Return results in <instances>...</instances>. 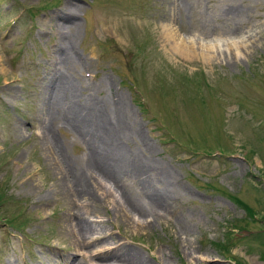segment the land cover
I'll use <instances>...</instances> for the list:
<instances>
[{
  "label": "rangeland",
  "instance_id": "rangeland-1",
  "mask_svg": "<svg viewBox=\"0 0 264 264\" xmlns=\"http://www.w3.org/2000/svg\"><path fill=\"white\" fill-rule=\"evenodd\" d=\"M65 80L81 109L54 114L46 92ZM88 100L105 105L90 117ZM88 123L110 155L125 129V151L168 196L163 221L132 219L139 201L160 206L134 169L75 201L66 182L84 167ZM0 201V264L128 250L195 264L188 246L198 264H264V0H0ZM72 213L98 227L80 250Z\"/></svg>",
  "mask_w": 264,
  "mask_h": 264
},
{
  "label": "bare ground",
  "instance_id": "bare-ground-1",
  "mask_svg": "<svg viewBox=\"0 0 264 264\" xmlns=\"http://www.w3.org/2000/svg\"><path fill=\"white\" fill-rule=\"evenodd\" d=\"M67 7H69V6H66L63 8V13L61 15L68 17L67 19H64V18H62V19H64L65 22L71 23L72 24L71 29H72V27H76V23H74V21L72 22V20L70 19V16L66 15V13L69 12V9H70ZM69 43L72 45L71 39H69ZM61 83L63 84L62 88L54 89L55 86L53 85L51 88L48 87V89H47L48 92H46L45 100L49 101V105L51 107V110H53V113L54 114L55 113L60 114L59 110L57 112H55V109H59L60 107H64L65 109L67 107L68 108L70 107V108H72V111H75L74 110L75 108L77 110H80L81 104H80V102H77L75 100L76 99L75 96L77 95L76 94V90H77L76 86L74 84H71L70 81H66V80L61 82ZM118 98H119V100H121L123 102V97L120 96ZM104 105H105V103H103L102 101L88 100V102L84 104V108H82V109L84 111H87L89 114V113L94 112L95 110L99 111L101 109V107ZM79 114L81 115V113H79ZM90 115L91 114H89V116ZM76 116L78 117V115H76ZM82 117H83V115H82ZM78 118H81V117L79 116ZM63 119L67 120L65 117H63ZM81 119H83V118H81ZM77 121H78V119H77ZM93 121H95V120H93ZM93 124H95V123H92V124L88 123V124H86V127H84L83 131H81V130H80L81 132L78 131L79 135L81 136L84 143L86 144L89 152L87 154L85 161L82 164L80 163V166L84 165L81 172H79L78 175H76V173H75L74 179L68 180L67 182L65 181L66 187L69 189V191H72V193H73L72 197L75 199V201H76L77 197H81V198H87V197L96 198V197H98L99 198V196L97 195V191H96L97 189L102 190V193L104 196L109 195L111 193L110 189L116 187L117 185L118 186L122 185L121 179H120L118 173H124L125 172L124 174L126 175L128 172L130 175H133V169H134L135 171L136 170L139 171V172H137V171L135 172L134 177L136 180H139V183L142 187V190L144 189V190H146V193H149V195H150L149 197H151L153 199L152 201H153L154 205L158 204L161 207L159 206V208L155 209V208H152L150 206H148V207L142 206L140 204V201H139V199H141V198L139 197V199H138L139 203L134 204L132 206V208H130L132 211V212L131 211L130 212L133 214L132 219L135 220V218H136L137 224H139L140 226H142L146 229L151 228V226L155 223L158 224V222L163 221L162 219L165 218L164 215L168 210V208H167L168 205L166 202L168 199V196H166L163 193V191L161 193V191H157L155 188H153V184L151 182V179L149 178V176H147V173H145L144 168H142V166L139 165L137 163V161H135V159L133 157L134 154L132 155V154H129L127 151H125V148L123 147V143H122L125 139L124 134H126V133H123V131H125V129L121 132L119 130L120 133H118L117 135L112 133L113 135L110 134V136L108 137L109 139H113L112 142L110 141L111 146L108 147V149L110 148L109 150H113V152H111L113 155H110L109 153L107 154V153L103 152L101 150L102 147L99 148V146H98V143H99L98 142V140H99L98 135H97V139H96V138H94V133H92V131L94 130ZM111 125H112V123H111ZM96 134H98V133L96 132ZM101 136H102V134H101ZM103 150H104V148H103ZM64 168H66V167H64ZM69 178H70V176H69ZM124 186H125V184H124ZM123 191L125 192V190H123ZM125 194L127 195L126 192H125ZM128 196H129V194H128ZM114 199H116V198L114 197ZM126 199H127V197H126ZM126 201H128V200H126ZM134 201H135V198H134ZM138 201H135V202H138ZM114 202H117V201H114ZM128 204H130V203H128ZM71 215L74 217L77 216L76 220H74V222L71 223L72 229L71 228L70 229H71V234H72L73 239H74V242H73L74 246L79 248V250H80L86 244V241L91 237V235L94 234L95 232H97L96 230L98 229V227L96 229L95 224L93 222H90L92 220L89 219L88 217L79 216V214L76 215L73 213ZM127 215H128L127 217L131 218L130 217L131 214L130 215L127 214ZM98 223H99V221H98ZM69 226H70V224H69ZM188 226H186V225H184V227L180 226L178 233L180 235H186V233L184 234L183 231H185V230L189 231L190 228ZM196 249H195V247L191 248L188 246L186 248V251H187L186 256H188V260H190L191 262H193L195 264H198L200 262H203V261H201L203 259H201L202 257L199 258V257L195 256L196 252L198 251V250L196 251ZM116 255H113L111 253H103V254H98L96 256V259H98L99 261H103L104 263H102V264H148V263H145L144 260L141 259V257L138 255V253L133 251V250H128V253L126 254L125 257L116 256ZM89 258H91V257H89ZM83 260L84 259L82 258V260H80L79 264H86L85 261H83ZM204 261L207 262V260H204ZM160 262H161V264H169L170 263V261H168L167 258H165L164 256L161 258ZM9 264H11V263H9Z\"/></svg>",
  "mask_w": 264,
  "mask_h": 264
},
{
  "label": "trees",
  "instance_id": "trees-1",
  "mask_svg": "<svg viewBox=\"0 0 264 264\" xmlns=\"http://www.w3.org/2000/svg\"><path fill=\"white\" fill-rule=\"evenodd\" d=\"M4 203V201H2V204ZM0 205H1V201H0ZM246 208V207H245ZM247 210H249L248 208H246ZM250 214H251V218L253 217L254 213L253 211L251 212L250 211ZM10 224V223H9ZM234 228H236V226L234 225ZM17 230H20L21 228L20 227H17L16 228ZM228 235H233L232 233H228ZM232 246V243H229V245H226V248L228 247H231ZM224 248V247H223ZM224 251L226 252V249H224Z\"/></svg>",
  "mask_w": 264,
  "mask_h": 264
}]
</instances>
